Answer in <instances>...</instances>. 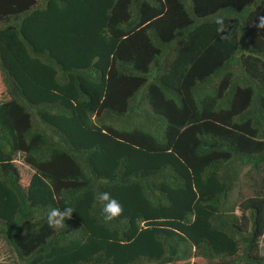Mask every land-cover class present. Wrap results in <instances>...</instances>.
<instances>
[{
	"label": "trees",
	"instance_id": "16d2710c",
	"mask_svg": "<svg viewBox=\"0 0 264 264\" xmlns=\"http://www.w3.org/2000/svg\"><path fill=\"white\" fill-rule=\"evenodd\" d=\"M261 16L264 0H0L14 264H264Z\"/></svg>",
	"mask_w": 264,
	"mask_h": 264
},
{
	"label": "clouds",
	"instance_id": "9594fccd",
	"mask_svg": "<svg viewBox=\"0 0 264 264\" xmlns=\"http://www.w3.org/2000/svg\"><path fill=\"white\" fill-rule=\"evenodd\" d=\"M215 24L217 25V33L220 35V38L228 39V34L225 28L224 18L217 16L215 19ZM256 27L264 29V16L259 17V23ZM98 201L103 204V213L105 214V221H113L123 214V206L118 200L111 196L109 192H100L98 193ZM74 209L69 205L68 201H65V207L61 208H52L47 214V224L52 229H66L67 225L66 220L72 218Z\"/></svg>",
	"mask_w": 264,
	"mask_h": 264
},
{
	"label": "rangeland",
	"instance_id": "374dc122",
	"mask_svg": "<svg viewBox=\"0 0 264 264\" xmlns=\"http://www.w3.org/2000/svg\"><path fill=\"white\" fill-rule=\"evenodd\" d=\"M242 196H247L250 193V190H247L246 187H242L239 191ZM264 245V238L260 242V246ZM0 264H14L6 244L3 240L0 239ZM189 264H205L203 260L192 259Z\"/></svg>",
	"mask_w": 264,
	"mask_h": 264
}]
</instances>
